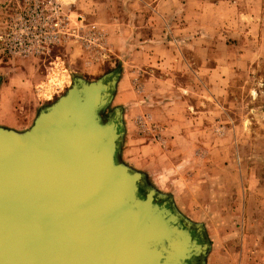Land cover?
I'll return each instance as SVG.
<instances>
[{"label":"rangeland","instance_id":"obj_1","mask_svg":"<svg viewBox=\"0 0 264 264\" xmlns=\"http://www.w3.org/2000/svg\"><path fill=\"white\" fill-rule=\"evenodd\" d=\"M201 2L207 14L202 17L203 28L210 29L203 33L210 40L236 39L235 33H217V28H224L223 19L230 25L235 16L229 14L236 10L246 16L248 11L255 30L263 28L259 30L262 41L257 44V32H250L253 40L243 45L248 71L229 78L225 85L230 95L219 96L228 110L211 114L217 116L218 124L202 128L205 143L179 145L201 148L194 169L185 175L177 169L163 183H151L122 159V140L118 159L142 173L146 186L167 197L184 219L201 225L202 230L193 231V236L209 244L204 264H264V61L260 59H264V0ZM177 4L165 5L161 0H0V103L6 121L12 122L10 129L31 127L38 113L61 97L75 78L94 82L112 72L118 73L123 84L114 90L102 115L106 117L117 107L122 111L119 92L126 94V111L135 114L138 97L132 93L135 88L140 90L139 78L147 66L145 54L151 51L142 46L160 40L168 21L171 25L177 22L183 10ZM167 11L173 16H166ZM24 37L30 40L26 52L18 45ZM225 44L218 52L222 57L228 53ZM15 123L20 126L16 128ZM137 128L145 131L140 122ZM170 179L171 195L158 189Z\"/></svg>","mask_w":264,"mask_h":264},{"label":"water","instance_id":"obj_2","mask_svg":"<svg viewBox=\"0 0 264 264\" xmlns=\"http://www.w3.org/2000/svg\"><path fill=\"white\" fill-rule=\"evenodd\" d=\"M117 81L75 78L28 129L0 126V264H204L201 225L118 159Z\"/></svg>","mask_w":264,"mask_h":264},{"label":"crops","instance_id":"obj_3","mask_svg":"<svg viewBox=\"0 0 264 264\" xmlns=\"http://www.w3.org/2000/svg\"><path fill=\"white\" fill-rule=\"evenodd\" d=\"M171 1H177L178 8L183 7V10L175 24L171 25L166 17L168 24L166 29L162 28L160 40H149L142 46L151 51L145 54L147 66L142 78H139L140 90L135 88L136 92L132 93L138 97L134 103L135 114L131 109L130 112L126 111V94L119 92V106L122 108L124 122L122 159L130 167L143 172L153 184L159 181L163 183L165 177L177 169L183 172L179 175H185L194 169V163L199 160L197 157H201L198 151L201 148L193 146L187 149L185 146L186 150L179 145L192 146L205 143L203 140L207 141L202 135V128L206 130L218 124L217 116L212 118L211 114L214 111L228 110L219 99L223 93L230 95L225 83L232 76L248 71L250 67L249 59L244 56L243 51L246 41L253 38L250 32H257V44L263 40L259 34V30L262 31L263 28H253L248 11H245L247 16L238 10L234 15L230 13L229 16H235L231 18L230 25H226L223 19L221 25L224 28H217V33L220 30L231 33V36L236 34V39L226 40V45V41L222 43L221 40L208 38L206 30L210 29L203 28L202 17L207 14L202 8L201 0H161V3L166 5ZM222 15L225 16V11ZM166 16H173V12L167 11ZM225 27L228 29L225 30ZM222 44L228 48L225 57L218 53ZM202 51L210 53L204 55ZM258 58L257 56V61H264L263 58ZM136 78L138 80V76L134 77ZM122 84L118 80L115 90L119 91ZM201 104L203 107H200ZM3 106L0 103V126L12 128V122L6 121L3 116ZM203 117L207 120H203ZM139 122L143 125L144 132L137 128ZM15 124L16 128L20 126L19 123ZM195 130H199L197 136ZM172 181L170 179L158 189L171 195Z\"/></svg>","mask_w":264,"mask_h":264},{"label":"built area","instance_id":"obj_4","mask_svg":"<svg viewBox=\"0 0 264 264\" xmlns=\"http://www.w3.org/2000/svg\"><path fill=\"white\" fill-rule=\"evenodd\" d=\"M24 23H25V21H24ZM29 43H30V40H27L25 37L20 40V43H18V45H20L22 52H26L28 50L27 44H29ZM42 92H43V90L41 89L40 90V96H42ZM44 92H45V95L46 94L50 95V92H47V91H44Z\"/></svg>","mask_w":264,"mask_h":264},{"label":"flooded vegetation","instance_id":"obj_5","mask_svg":"<svg viewBox=\"0 0 264 264\" xmlns=\"http://www.w3.org/2000/svg\"><path fill=\"white\" fill-rule=\"evenodd\" d=\"M192 234H193V231H192Z\"/></svg>","mask_w":264,"mask_h":264}]
</instances>
